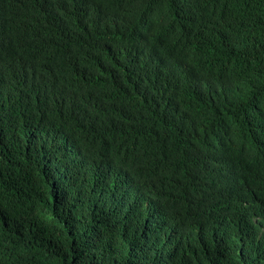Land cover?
<instances>
[{"label":"trees","instance_id":"16d2710c","mask_svg":"<svg viewBox=\"0 0 264 264\" xmlns=\"http://www.w3.org/2000/svg\"><path fill=\"white\" fill-rule=\"evenodd\" d=\"M263 227L264 0H0V264H264Z\"/></svg>","mask_w":264,"mask_h":264},{"label":"clouds","instance_id":"9594fccd","mask_svg":"<svg viewBox=\"0 0 264 264\" xmlns=\"http://www.w3.org/2000/svg\"><path fill=\"white\" fill-rule=\"evenodd\" d=\"M125 180H126V183H127V186H128V190L129 189H133V186L135 185V182L131 179V177L127 176ZM142 198H143V195H141V194H138L136 196V200L134 201V206L135 207H138L140 209H141V205L144 206L145 208L148 207V202H144V200L142 201ZM144 218H146V217L144 216ZM260 219H261L260 216H257V217L254 218L255 222H259ZM149 231H150V235H152V231H151L150 228H149ZM263 236H264V227L262 228V230L257 231V233L255 232L252 235V237L250 238L249 242L254 240L256 246H258V244L261 243V239H262Z\"/></svg>","mask_w":264,"mask_h":264}]
</instances>
